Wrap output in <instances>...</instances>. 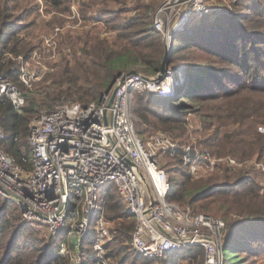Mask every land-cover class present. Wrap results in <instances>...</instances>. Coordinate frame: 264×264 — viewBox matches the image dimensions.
I'll return each instance as SVG.
<instances>
[{
  "label": "trees",
  "instance_id": "obj_1",
  "mask_svg": "<svg viewBox=\"0 0 264 264\" xmlns=\"http://www.w3.org/2000/svg\"><path fill=\"white\" fill-rule=\"evenodd\" d=\"M67 1L45 0L56 10ZM111 2L122 4L119 5L122 7L110 9L108 0H89V5H84L87 8L99 3L104 7L92 15L83 8L82 15L86 20L97 16L107 29L116 31V38H101L98 33L89 31L68 35L66 41L70 51L63 57L62 68L59 69V63L54 61L55 64H49L54 67L43 79L45 100L99 101L123 73L133 69L149 76L159 73L166 48L162 34L154 27L150 15L152 6L138 5V15L116 23V16L126 12V0ZM257 2L250 9L260 17L259 22L250 13L209 14L187 32L177 34L171 51L173 62L177 53L189 47L215 55L226 65L186 63V89L179 97V108L176 105L173 108L167 99L148 92H135L134 99L136 96L138 99L134 109L140 118L153 128L171 132L182 145H187L186 113L195 108L194 102H198L197 113L205 122L204 132L210 130L205 133L204 142L213 155L232 156L241 162L256 156L264 162V88L259 87L264 81V75L260 74L264 73V5ZM12 9L9 0H0V46L2 52L17 56L29 43L21 33L23 27L12 20ZM1 58L0 54V72L15 76L17 71L15 73L11 65L1 63ZM48 81L50 83L46 84ZM230 84L233 86L228 87ZM29 101V106H24L22 111L11 102H0V124L6 135L3 148L24 167H28L25 159H30L31 149L28 144V154L22 151V146L28 141L30 124L39 106L34 99ZM149 103L160 112L154 111L158 116L153 122L147 117ZM143 130L136 129L142 139L154 134ZM169 159L173 177L168 200L211 212L214 217L223 211L227 224L223 242L224 264H242V253H250L253 243L264 242L261 235L262 231L264 234V196L259 192V175L245 169L221 167L222 176H216V183L201 184L192 181L180 156H169ZM104 191L100 211L115 222L113 242L107 245L106 251L110 264L112 259L117 260L116 264L127 261L130 264H183L184 260L188 264H204V251L200 246L193 247L191 253L189 249L182 250L159 259L136 253L131 245L135 221L128 219L125 201L114 183L107 184ZM70 224L68 221V227L53 237L45 229L28 224L18 205L0 195V264H71L70 258L59 252ZM94 239L93 223L91 233L78 249L81 264H98ZM71 247L76 249L74 243ZM225 251L230 252L229 258Z\"/></svg>",
  "mask_w": 264,
  "mask_h": 264
},
{
  "label": "built area",
  "instance_id": "obj_2",
  "mask_svg": "<svg viewBox=\"0 0 264 264\" xmlns=\"http://www.w3.org/2000/svg\"><path fill=\"white\" fill-rule=\"evenodd\" d=\"M80 1L72 6V17L79 20ZM160 1L154 27L164 35L168 52L172 51L177 34L194 19L214 11L209 0ZM61 31L62 28H56V34ZM50 42L53 46L54 41H47ZM172 71L168 69L161 79L140 71L125 75L116 87L111 107L110 94H104L99 101L88 103L63 101L43 113L30 125L31 159H25L28 167L17 163L3 148L6 135L0 124V195L18 205L28 224L45 229L53 237L71 221L59 252L72 259V264H80L78 249L91 233L93 223L96 260L98 264H110L106 251L113 242L115 222L100 211L106 194L104 187L109 183H114L126 203L129 218L135 221L131 245L136 253L159 259L200 246L204 264H224L226 221L209 214H195L190 208L170 202L171 176L162 167L160 156H180L196 179L210 176L219 164L236 168L243 162L232 156H215L197 144L182 145L167 132L142 139L135 128L134 93L174 97L180 85ZM20 79L32 86L26 71L22 70ZM26 99L20 86L0 72V102H11L21 111ZM257 167L262 175L259 192L264 196V164L257 163ZM74 237L76 249L71 247Z\"/></svg>",
  "mask_w": 264,
  "mask_h": 264
},
{
  "label": "rangeland",
  "instance_id": "obj_3",
  "mask_svg": "<svg viewBox=\"0 0 264 264\" xmlns=\"http://www.w3.org/2000/svg\"><path fill=\"white\" fill-rule=\"evenodd\" d=\"M78 0H68L62 5V8L60 10L54 9L50 3L45 2V0H9L10 5H12V20L15 21L17 26L23 27L22 35H24L27 38V42L29 43L27 48L23 51L21 55H14L10 52H2L4 51L3 48L0 46L1 51V63L5 65H11L13 68V72L17 73L15 76H10V74L7 72L8 76L11 77V79L16 82L17 85L21 84L20 87L24 93L26 94V106H29L30 99H34L37 104H39L35 116L32 119V121L36 118H38L40 115H42L45 112L51 111L55 106H58V104L65 101L64 99L57 100V101H51V100H45V90L42 87L43 86V79L46 76V72L50 71L52 67H50L49 64H55L54 61L57 60L56 63H59L60 68H62L63 65V57L70 51V47L68 44V41H66V37L70 34H79L82 32L89 31L90 33H98L101 38H108L109 40L115 39L117 34L116 31L113 29H107V26L104 22H101V20L98 19L97 16L91 17V19H84L83 18V8H85L88 12V15L95 14L98 9L103 8L102 4H96L93 8H87L84 5H89V0H81L80 1V11H81V20L77 18H73L72 13V6L74 4H77ZM112 0H108L109 5H111L110 9H117L119 5L122 4H115L111 2ZM259 1V2H257ZM101 2V1H100ZM160 0H141V2L137 3L136 0H126V12L123 14H120L121 16H114L118 17L114 20L116 23H123L126 19L130 17H134L139 14L140 9L138 8V5H151V12L150 15L153 16V22H154V14L156 12L157 7L160 5ZM259 3L260 5H264V0H211L209 3L214 7V11L211 12V14H222V13H250L253 15V17L256 19L257 22H259V16L254 13V10H251L250 6L255 5V3ZM14 4V5H13ZM119 6V7H118ZM215 7H217V10H215ZM226 8V9H225ZM217 11V12H216ZM209 15V14H207ZM205 15V16H207ZM113 16V17H114ZM90 17V16H88ZM112 17V15H110ZM109 17V18H110ZM203 18H196L194 19L185 30L181 31L180 33L187 32L194 24L198 23ZM16 26V27H17ZM56 28H62V31L56 34ZM112 31L115 33V36H105L104 33ZM161 33V32H160ZM179 33V34H180ZM162 34V33H161ZM163 41H164V35L162 34ZM51 40L54 41L53 46H51V42L48 44L47 41ZM29 49V50H28ZM56 56V57H55ZM53 57V58H52ZM61 58V59H60ZM175 61H172V57L170 56V64L168 65L169 70L175 71V68L179 67L181 69L179 71V74L177 76V81L180 85L179 92L175 94L174 97L169 98H163L167 99L168 105L174 106L176 105L177 108H179V97L182 94V92L186 89L185 80L182 72V68L186 63H196L201 62L203 64H211V65H218V66H225L226 64L218 60V58L215 55H212L208 52L204 53L201 52V49L199 48H185L181 52L176 54ZM60 61V62H59ZM163 61V60H162ZM162 63V62H161ZM42 65H45L49 70L42 67ZM18 69V70H16ZM23 71H26L29 75V79L32 83V86H26L20 79V75ZM261 75H264L263 72L260 73ZM175 77V72H174ZM50 81H48L46 84H49ZM232 87L233 84L228 85V87ZM259 87L264 88V81L259 85ZM30 98V99H29ZM29 99V100H28ZM137 96L135 97L133 101V115H134V124L135 128L139 131V129L143 130L146 129L147 133H157V132H167L171 133L165 129L162 128H153V126L149 123H146L143 119L140 118V116L135 111L134 107L136 105ZM150 104V103H149ZM147 104V106L149 105ZM174 104V105H173ZM195 108L189 110V112L186 113V119L188 120L187 124V141L188 144H197L198 147H200L203 150H208V147L205 145L204 142V135L206 132H210V130H207L204 132L205 122L200 117V114L197 113V111L200 109L198 102L193 103ZM149 109L147 112V117L151 122H153L156 119L157 114L154 113L156 111L159 112V108H156L155 105L150 104ZM179 110V109H178ZM22 111V110H21ZM32 123V122H31ZM31 125V124H30ZM148 129V130H147ZM144 131V130H143ZM172 134V133H171ZM173 135V134H172ZM175 140H177L175 138ZM179 143H181L179 140H177ZM187 144V145H188ZM24 146V147H23ZM22 146V151L27 152L30 154L28 149V141L26 144ZM28 150V151H27ZM31 159V156H30ZM237 159V158H236ZM240 161L239 159H237ZM241 162V161H240ZM243 162L242 166L236 167L237 169H245L251 172H255L259 175L260 179V185L262 184V175L261 171L257 167V163H263V160H258V158L252 157L250 159H246ZM160 163L161 165H165L166 171L169 173L171 177H173V173L170 171V168L172 166V163H170V159L168 155H161L160 156ZM224 167H230L227 164H219V167L216 169L215 172H213L210 176H207L205 178H192L194 182H200L203 184L204 182L209 183H216V176H222V172L220 169ZM220 182V181H219ZM218 182V183H219ZM105 189V187H104ZM183 208H190V210L195 213H203V214H209L213 215V213H206L205 210L194 208L192 206L186 205H179ZM209 212V211H208ZM219 214H214L215 217L218 218H224V212L219 211ZM236 216V215H235ZM234 216L231 215V218ZM130 219V218H128ZM45 233V231H43ZM261 235L264 238L263 231L261 232ZM114 246V244L112 245ZM253 250L250 253L244 252L241 255V263L242 264H264V242L263 243H253L252 244ZM194 248L191 247L189 249V253H191ZM226 257H230V252L225 251ZM80 254V253H79ZM80 257V264L82 263V257ZM71 264H72V259ZM115 259L111 260V264H116ZM126 264H130V261H127ZM183 264H188L187 260H184Z\"/></svg>",
  "mask_w": 264,
  "mask_h": 264
},
{
  "label": "water",
  "instance_id": "obj_4",
  "mask_svg": "<svg viewBox=\"0 0 264 264\" xmlns=\"http://www.w3.org/2000/svg\"><path fill=\"white\" fill-rule=\"evenodd\" d=\"M170 56H171V52H168L166 50L165 52V55H164V58H163V61L161 63V66H160V71L159 73L157 74V76L155 77L156 79H161L162 76L166 73V71L168 70V65L170 64ZM182 72H183V76L185 75V68L183 67L182 68ZM181 69H179V67L175 68V76L177 77L178 74H179V71ZM138 73L137 70L133 69L131 71H128L126 73H123L122 75H120L117 79H115L113 85L110 87V89L105 93V94H110V99L108 101V107H111L114 99H115V94H116V87L118 84H121L125 78V75H129V74H136ZM149 193L151 194V191L149 190ZM153 204V200H152V197H151V202H150V206ZM73 242L74 244L76 245L77 244V237H74L73 238Z\"/></svg>",
  "mask_w": 264,
  "mask_h": 264
}]
</instances>
